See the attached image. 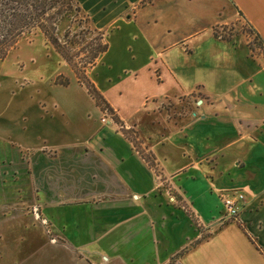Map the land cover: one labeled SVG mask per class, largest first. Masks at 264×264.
Returning <instances> with one entry per match:
<instances>
[{"label": "crops", "instance_id": "0c3cea01", "mask_svg": "<svg viewBox=\"0 0 264 264\" xmlns=\"http://www.w3.org/2000/svg\"><path fill=\"white\" fill-rule=\"evenodd\" d=\"M77 2L91 27L104 33L108 49L86 76L117 121H101L102 108L70 70L38 75L53 95L18 108L21 124L12 119L4 126L8 139L19 135L14 140L23 151L0 171L13 183L5 192L17 189L34 197L21 206L3 204L0 218L30 217L29 208L35 207L36 217L49 215L54 237L44 240L49 256H40L38 246L23 253L11 249L9 262L139 264L134 249L145 234L161 250L144 264H166L178 253V264H264V88L241 86L264 74H239L236 84L222 89L208 91L199 84L187 89L168 61L174 47L183 45V53L193 54L203 30L194 21L203 11L211 37L220 39L217 28L247 25L264 49V0ZM244 59L248 69L264 73L262 53L252 55L250 49ZM59 76L68 85L56 84ZM154 85L157 89L147 90ZM131 129L141 148L126 135ZM59 167L66 177L60 186ZM232 191L245 195L239 217L219 224L222 198ZM171 195L190 213L171 202ZM203 200L208 215L197 206ZM75 207L87 213L79 229L73 214L65 220L60 215ZM172 233L180 237L176 244Z\"/></svg>", "mask_w": 264, "mask_h": 264}, {"label": "rangeland", "instance_id": "374dc122", "mask_svg": "<svg viewBox=\"0 0 264 264\" xmlns=\"http://www.w3.org/2000/svg\"><path fill=\"white\" fill-rule=\"evenodd\" d=\"M209 19L210 18L206 12L203 11V13L201 12V17H196V20L194 21V24L203 28V30H201L199 33L200 43H198L197 46L191 45L193 51L192 55L187 52L183 53V50L186 49V47L183 45L170 49V57V52L165 53L166 55L168 54V61L170 62V65L175 68L186 88L188 89L199 84L206 88V90L211 91L215 88L222 89L236 84L240 77L239 74L247 75L246 73L248 72L253 74H264L263 72H256L254 67L251 65L248 69L246 66L247 64L242 62H245L244 57H246L247 51L250 52V49L252 55L258 53H262L264 55L263 47L260 46L259 42L255 39V36H252V32L249 31L247 25H243L242 29L235 26L226 27L225 29L217 28L219 34L224 37L222 41H219L221 38L215 39V37H211L210 30L206 31V28H209ZM69 23L70 19L64 18L61 21L59 26L60 36ZM243 34L247 37V39L250 40L249 46L246 44ZM89 40L90 37L87 38L86 42ZM86 42L84 44H86ZM69 70L73 72L67 63L62 60L59 53L53 48V46L46 42L43 35L39 32L22 39L19 44L10 53H8L4 60L0 63V171L4 170L3 167L8 164L10 157L13 158V155L16 153V151H23L21 146H19L18 141L14 140L19 138V135H17V133H12L11 135L13 140L8 139V133L5 132L6 130L4 126L9 122V120L11 121L12 119H14L18 125L21 124V117H19L18 108L37 103L41 99H49L50 96L53 95L52 89L48 87V84L45 83L43 86L41 82L37 81L40 78L38 75L42 74L44 76L47 74H64ZM26 74H28L30 80L27 78ZM147 74L154 73L149 71ZM261 76L262 75H255L254 82L250 84H242V88H247L249 86H261L264 88V79L261 78ZM59 78L63 79L65 77L60 76ZM152 89H157V87L154 85V87H148L147 90L152 92ZM37 90H40V92ZM141 92L142 90H138L137 95H140ZM194 96H196L194 99L197 100L198 95ZM169 99L171 98L163 100L167 102ZM176 99V102H180L181 100L179 96L176 97ZM182 102H184V100H182ZM151 103L153 104V102ZM101 108L104 112L102 117H109L111 119V116H114L113 113L109 111V109L105 108L104 104L101 105ZM113 119L114 121L111 119L113 122L117 121L115 116ZM144 120L149 119L145 118ZM108 121L109 123L111 122L110 120ZM118 125L120 124L118 123ZM125 132L126 135L133 141L132 146L141 148V145L139 144L133 129L129 130V132ZM141 151L143 152L144 156H148V158L151 160L147 151L142 149ZM91 162L94 163L92 160ZM156 172L159 173L158 170H156ZM0 174V206L6 203H9L10 205L17 203L19 206H21L22 202L26 201V198H31L33 200L32 197H34V193L32 190L30 191L32 192V197H26V193L17 192V189L8 193L5 192L4 188H9V186L13 188V183H7L8 179H4V177L2 178V172H0ZM180 176H177L176 179H179ZM65 179V175L63 174L62 169L59 167L55 181L60 186L65 183ZM160 180L161 177L158 176V181L160 182ZM25 185L29 190L31 189L28 183H25ZM196 185H200V183ZM168 190L173 194L176 193H174V189L172 191L170 187ZM216 202L218 207H220L219 198ZM175 205L181 206L185 204L181 202L180 198H178L177 202H175ZM197 206L202 212L208 215L210 208L206 201L203 200L198 202ZM184 207L190 213L188 207L186 205ZM34 208L35 207L29 208L31 209V211L29 210L30 217L20 216L17 214L8 217L6 220H4V218H0V264H12L10 263L11 260L9 262V252L11 249L20 250V253H23L27 249L40 247L39 250L42 251V255L40 254V256H49L51 247L45 243L44 240L54 237V234L49 232L50 218L49 215H46L45 217H47L48 223L46 225L43 224V222L38 217H36L35 212L37 209ZM213 208H217V206H212V209ZM70 209L72 208H67L66 211L68 212H61V218L62 220H65L66 215L69 216V214H73L74 219L78 223L79 229L82 226V222L84 220L83 215L87 213H84V210L82 208L78 209V207H75L72 210ZM41 211H44L43 208ZM194 217L195 216L193 214L192 218L196 224L197 219ZM39 225L44 226V228H42L47 233V236L44 235ZM201 231V235L204 237L206 234L204 229H201ZM172 235V243L176 244L178 239L180 240V237L177 233H172ZM21 237H24L23 241ZM30 238L32 241H29ZM138 239L140 240L138 242L137 250L136 248L134 249V254L138 260V263L144 264L146 261L152 259V255L154 256L155 252L159 248L161 250V244H159L157 247L155 242H152L150 236H147L146 238L145 234ZM162 245L163 247L166 246L164 243H162ZM180 255L181 253L172 256L170 261L166 264H178ZM30 264H36V261L33 259L31 260Z\"/></svg>", "mask_w": 264, "mask_h": 264}, {"label": "trees", "instance_id": "16d2710c", "mask_svg": "<svg viewBox=\"0 0 264 264\" xmlns=\"http://www.w3.org/2000/svg\"><path fill=\"white\" fill-rule=\"evenodd\" d=\"M64 18L70 23L60 36L59 26ZM249 31L252 32L250 28ZM37 32L59 53L97 105L104 104L113 113L86 76V71L108 49L104 33L91 27L77 0H0V63L22 39ZM214 35L224 39L218 29ZM255 36L261 44L259 36ZM59 77L56 84L68 85L67 78Z\"/></svg>", "mask_w": 264, "mask_h": 264}, {"label": "built area", "instance_id": "2783aa9c", "mask_svg": "<svg viewBox=\"0 0 264 264\" xmlns=\"http://www.w3.org/2000/svg\"><path fill=\"white\" fill-rule=\"evenodd\" d=\"M114 117V116H113ZM113 117L111 116V119L114 121ZM109 117H102V122H113ZM124 129V127H122ZM170 201L175 203L177 202V197L175 195L170 196ZM245 201V195L241 191H232L228 194H226L222 198V203L224 206V214L220 217L218 220L219 224H225L228 222H232L238 219L242 205ZM37 217L43 222V224H47L48 221L45 218H41L39 214H37Z\"/></svg>", "mask_w": 264, "mask_h": 264}]
</instances>
